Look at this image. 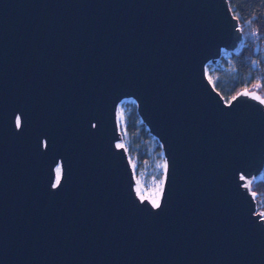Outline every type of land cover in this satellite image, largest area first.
Wrapping results in <instances>:
<instances>
[{
    "label": "water",
    "instance_id": "obj_1",
    "mask_svg": "<svg viewBox=\"0 0 264 264\" xmlns=\"http://www.w3.org/2000/svg\"><path fill=\"white\" fill-rule=\"evenodd\" d=\"M244 44L229 0H0V264H264V98L206 72ZM126 98L166 159L157 205Z\"/></svg>",
    "mask_w": 264,
    "mask_h": 264
},
{
    "label": "trees",
    "instance_id": "obj_2",
    "mask_svg": "<svg viewBox=\"0 0 264 264\" xmlns=\"http://www.w3.org/2000/svg\"><path fill=\"white\" fill-rule=\"evenodd\" d=\"M229 3L241 23L245 44L238 55L230 53L229 59L221 56L218 60L221 64L209 69V79L226 101L244 89L258 88L264 97V0H229ZM125 130L128 152L146 160L152 135L142 123L136 104L126 111ZM252 190L258 210H264V174L261 180L253 182Z\"/></svg>",
    "mask_w": 264,
    "mask_h": 264
},
{
    "label": "rangeland",
    "instance_id": "obj_3",
    "mask_svg": "<svg viewBox=\"0 0 264 264\" xmlns=\"http://www.w3.org/2000/svg\"><path fill=\"white\" fill-rule=\"evenodd\" d=\"M222 58L229 59L230 52L223 50ZM220 64L221 61L209 63L206 68L207 76L209 77L208 71L210 68H215ZM255 90L261 94L258 88ZM134 104L135 100L133 98L123 99L119 104L117 112L119 128L123 135V139L119 145L124 146L127 152L128 145L126 140L127 134L125 130V114L130 105ZM128 156L136 181L135 189L137 194L140 198L148 199L153 205H157L160 202L162 195L166 173V159L163 155L160 142L157 138L152 136L148 150V158L146 160H141L136 154H132L130 152H128ZM60 171V166H58L57 179L60 177ZM259 212L262 213L264 210H260Z\"/></svg>",
    "mask_w": 264,
    "mask_h": 264
},
{
    "label": "built area",
    "instance_id": "obj_4",
    "mask_svg": "<svg viewBox=\"0 0 264 264\" xmlns=\"http://www.w3.org/2000/svg\"><path fill=\"white\" fill-rule=\"evenodd\" d=\"M261 214H262V216L264 217V212H262Z\"/></svg>",
    "mask_w": 264,
    "mask_h": 264
}]
</instances>
